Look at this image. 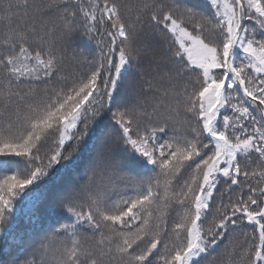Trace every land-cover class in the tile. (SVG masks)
I'll use <instances>...</instances> for the list:
<instances>
[{
    "label": "snow or ice",
    "instance_id": "snow-or-ice-1",
    "mask_svg": "<svg viewBox=\"0 0 264 264\" xmlns=\"http://www.w3.org/2000/svg\"><path fill=\"white\" fill-rule=\"evenodd\" d=\"M0 238V264H264V0H0Z\"/></svg>",
    "mask_w": 264,
    "mask_h": 264
},
{
    "label": "trees",
    "instance_id": "trees-1",
    "mask_svg": "<svg viewBox=\"0 0 264 264\" xmlns=\"http://www.w3.org/2000/svg\"><path fill=\"white\" fill-rule=\"evenodd\" d=\"M67 51H66V63L68 65H72L73 64V55H76V58L79 59L80 58V49H84L85 50V54H91L92 52L95 51L94 45L91 44L90 42L86 41L85 38L80 35L79 33L74 35L72 38V41L69 42L66 45ZM162 53L165 51L164 49L160 50ZM101 127L105 128V131L110 130L108 127H105L104 125H101ZM100 129L97 128L96 129V133L97 135H99ZM46 149L52 147L51 143L49 145L45 146ZM101 147L100 144L97 145V148L99 149ZM89 164V159L86 158L84 160V162H82L81 164V169L80 172L82 173L83 171L86 170V166ZM74 181L79 182V175H77L76 177H73ZM27 227V225L21 221L20 224L18 225V229L17 231L22 232L25 228ZM4 247V240L2 238H0V249H2ZM213 255H217L216 253H213ZM4 258V254L2 251H0V259ZM21 259H23V257H21Z\"/></svg>",
    "mask_w": 264,
    "mask_h": 264
}]
</instances>
